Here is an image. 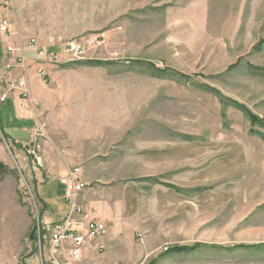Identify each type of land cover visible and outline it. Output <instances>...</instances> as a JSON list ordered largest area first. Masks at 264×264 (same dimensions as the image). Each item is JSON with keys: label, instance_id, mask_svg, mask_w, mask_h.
I'll return each instance as SVG.
<instances>
[{"label": "rangeland", "instance_id": "374dc122", "mask_svg": "<svg viewBox=\"0 0 264 264\" xmlns=\"http://www.w3.org/2000/svg\"><path fill=\"white\" fill-rule=\"evenodd\" d=\"M5 8L11 36L87 43L67 68L104 80L86 103L100 108L86 115L100 133L90 142L131 151L95 163L121 223L103 254L79 264H264V125L254 120L264 121V0H0ZM29 139L0 131V257L37 264L33 228L67 208L61 186L41 183L44 162L21 148L41 144Z\"/></svg>", "mask_w": 264, "mask_h": 264}, {"label": "crops", "instance_id": "0c3cea01", "mask_svg": "<svg viewBox=\"0 0 264 264\" xmlns=\"http://www.w3.org/2000/svg\"><path fill=\"white\" fill-rule=\"evenodd\" d=\"M0 17L7 19L10 23L13 14L5 8L0 11ZM11 35L4 37L1 34L0 96L5 91L4 83L7 80H15L24 74L28 81L29 94L33 101L40 103V106L23 111L18 106L16 95L8 93L6 100L0 102V107L8 111L6 115L0 111V131L7 138L12 139L15 144L21 145V141H29L35 133L39 134L40 154L44 162V173L47 175L41 183L55 182L61 186L63 192L64 188L59 180L67 174L70 167L78 165V176L87 184V187L77 197L78 203L92 217L104 222L109 233H114L115 227L121 222L107 199L108 193L100 183L101 180H98L102 175L97 174L95 163L103 160L102 157L108 154L130 155L131 151L127 147L119 149V145H115L111 140L90 142V138L98 139L100 133L94 128L95 122L93 126L86 122L88 119L86 115L100 113V108L97 105L88 107L86 103L92 91L100 92L105 89L104 80L101 81L100 74L88 73L92 70L84 68L86 66H80L79 70H74L67 68L70 64L62 66L63 68L45 65L42 68L48 78L42 77L37 74L39 65L34 62L33 52L26 49V44L32 37L26 38L27 36L23 35L21 37L20 34ZM37 42L45 48L50 45L49 43L45 45V41L40 39ZM7 47H19L21 51L14 50L13 53H9ZM20 57L25 58L23 63L19 62ZM90 126L94 132H90ZM73 130L78 132H72ZM42 137L46 140L41 139ZM17 139L21 141L18 142ZM21 148L23 149V146ZM93 171L96 172L95 175ZM40 202L47 211H52L46 202L41 199ZM62 217L63 215L60 218ZM43 218L46 222V216ZM109 236L107 235L105 242ZM1 258L4 264H17L16 260L10 259L9 256H5V259ZM86 258L88 260L91 256ZM100 259H102L101 262L95 261L94 264L116 262L108 260L109 256H101Z\"/></svg>", "mask_w": 264, "mask_h": 264}, {"label": "built area", "instance_id": "2783aa9c", "mask_svg": "<svg viewBox=\"0 0 264 264\" xmlns=\"http://www.w3.org/2000/svg\"><path fill=\"white\" fill-rule=\"evenodd\" d=\"M10 32L9 21L3 19L0 22V33L4 37H8ZM86 44L73 41L45 48L39 45L37 40L31 39L27 42L26 49L33 52L34 62L39 65L37 74L48 78L42 67L50 65L59 68L82 60L86 54ZM14 50L21 51L19 47H7L9 53H13ZM24 61L25 58H19L20 63ZM4 89L5 91L0 96V102H4L7 94L12 93L16 95L21 110L39 108L40 103L33 101L29 94L28 81L24 74L15 80H7L4 83ZM23 151L31 164L35 167H42L43 158L39 146L31 143L23 147ZM78 175L79 169L73 168L59 180L64 188L63 199L67 208L64 217L60 221L50 224L42 221L39 223V228L37 227V241L35 242L39 254V257L36 258L37 264H79L89 251L98 254H103L106 251L105 238L109 229L104 222L92 217L78 203L77 197L87 187V184L81 181ZM167 249L164 250L167 251ZM0 264H4L1 257ZM17 264L35 263L25 259Z\"/></svg>", "mask_w": 264, "mask_h": 264}, {"label": "trees", "instance_id": "16d2710c", "mask_svg": "<svg viewBox=\"0 0 264 264\" xmlns=\"http://www.w3.org/2000/svg\"><path fill=\"white\" fill-rule=\"evenodd\" d=\"M254 120L256 122H258L259 124L264 125V121L259 120L258 118H255ZM1 134L6 139V136H5V134L2 131H1ZM186 250H188V249H186V248H179V247H172V248L167 249L166 252H169V253H182V252H185Z\"/></svg>", "mask_w": 264, "mask_h": 264}, {"label": "water", "instance_id": "95a60500", "mask_svg": "<svg viewBox=\"0 0 264 264\" xmlns=\"http://www.w3.org/2000/svg\"><path fill=\"white\" fill-rule=\"evenodd\" d=\"M37 227H34L33 228V230H32V232H31V234H30V236H29V239L31 240V241H34V242H36L37 241Z\"/></svg>", "mask_w": 264, "mask_h": 264}]
</instances>
